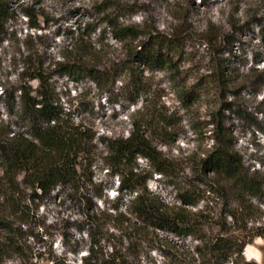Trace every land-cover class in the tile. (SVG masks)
Instances as JSON below:
<instances>
[{
    "label": "rangeland",
    "instance_id": "374dc122",
    "mask_svg": "<svg viewBox=\"0 0 264 264\" xmlns=\"http://www.w3.org/2000/svg\"><path fill=\"white\" fill-rule=\"evenodd\" d=\"M21 3L34 8L40 29L30 28L18 9L0 43L1 142H9L13 134L26 130L11 99L1 95L17 85L22 57L46 50L57 60L75 33L90 25L91 41L106 44L110 60L107 66L114 67L118 75L104 91L87 79L71 83L55 78L60 100L70 111L72 121L90 130L95 138L126 137L132 119L140 123L145 136L172 165L171 177L153 174L146 185L169 212L183 208L193 231L209 235L216 232L215 221L228 211L227 199L208 189L200 168L217 124L231 133L234 150L248 168L259 172L264 182V87L257 91L259 88L252 85L256 77L250 71L264 67V0H109L106 6L111 7L106 10L98 6L100 0ZM118 9L119 23L135 25L142 34L135 44L148 35L161 38L167 42L166 51L172 60L171 66L145 70L138 77L146 90L132 104L123 90L127 73L121 68L130 46L115 42L103 22L106 14ZM34 35H39L40 40H34ZM227 39L231 45L225 44ZM225 58L231 62V72L221 79L216 66ZM183 91L191 93L190 101L181 102ZM93 144L95 156L90 169L86 168L91 182L86 179L83 189L91 195L102 183L104 197L97 200L100 204L116 196V183L112 185L113 180L106 174L103 145L95 140ZM137 162L148 170L145 160L139 158ZM205 176L210 178L211 174ZM29 193L20 172L7 174L0 161V220L8 228L0 232L15 233L19 244L29 247L4 264H54L52 260L86 264L90 238L76 229L83 220L78 209L53 195L31 201ZM186 194L196 202L195 207L179 202V196ZM262 213L264 217V207ZM119 233L112 228L95 233L94 240L100 243L94 248V256L109 252L113 239H121ZM157 235L133 241L138 252L136 264H199L192 260L197 245L194 238L178 240L164 233ZM153 247L166 257L151 250ZM243 254L247 261L264 264V240L250 241Z\"/></svg>",
    "mask_w": 264,
    "mask_h": 264
},
{
    "label": "trees",
    "instance_id": "16d2710c",
    "mask_svg": "<svg viewBox=\"0 0 264 264\" xmlns=\"http://www.w3.org/2000/svg\"><path fill=\"white\" fill-rule=\"evenodd\" d=\"M21 1L0 0V43L18 9L30 28L40 29L39 15L34 8L24 7ZM107 3L109 0H100L98 6H105L106 10L111 7L106 6ZM119 11L106 14L103 22L115 42L130 46L126 61L120 62L127 73L123 90L132 104L146 90L138 77H142L145 70L169 67L172 60L166 51L167 42L161 38L148 35L135 44L142 34L135 25L119 23ZM90 31H93L90 25L80 32L78 30L57 60L46 50H37L22 57L17 85L1 93L11 99L26 128L25 132L13 134L9 142L0 141V161L5 164L6 173L20 172L31 201L53 195V198L62 197L69 201L71 207L78 209L83 220L76 229L86 232L90 238L86 264H136L138 252L133 241H145L152 234L158 236L157 233L171 235L178 240L194 238L197 245L193 250V263L257 264L247 261L243 253L250 241L264 240V182L259 172L248 168L243 157L234 150L232 135L227 129L220 124L215 126L210 150L200 160L204 175L202 181L210 191L215 190L222 198L225 197L229 205L225 215L215 221L216 232H208L207 235V232L193 231L183 208L171 213L166 205L147 191V182L153 174L159 178L171 177L172 165L145 136L137 120L132 119L131 130L126 137L117 138H95L90 130L72 121L70 111L60 100L54 79L65 78L71 83L87 79L98 90L104 91L118 75L114 67L107 66L106 61L110 60L106 44L92 42ZM34 36V40H40L39 35ZM231 43L229 39L225 42L227 45ZM230 63L225 58L216 66L221 79L231 72ZM250 71L256 77L252 85L260 92L264 87V67H254ZM180 96L181 102H188L192 97L187 91ZM94 140L105 149L102 153L104 167H108L106 174L113 180L112 185L116 183L117 192L115 197L100 204L97 200L104 197L102 183L91 195L83 189L86 179L91 182V174L86 172V168L90 169L95 156L92 151ZM139 158L145 160L148 170L140 167ZM207 174L211 177L207 178ZM12 190L10 187L9 191ZM179 202L186 207L196 206L187 194L180 195ZM111 228L120 232L121 239H113L109 252L101 257L94 256V248L100 243L94 240L95 233L108 232ZM0 229H8L1 220ZM148 229L158 232H147ZM28 248L24 243L19 244L15 233L0 232V264L15 254H23ZM151 250L160 251L156 247ZM160 254L166 257L161 251Z\"/></svg>",
    "mask_w": 264,
    "mask_h": 264
}]
</instances>
